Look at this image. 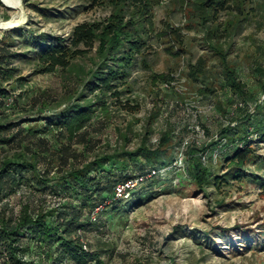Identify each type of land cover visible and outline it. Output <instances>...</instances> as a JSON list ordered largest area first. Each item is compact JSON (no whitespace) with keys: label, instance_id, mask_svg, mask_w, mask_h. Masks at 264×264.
<instances>
[{"label":"rangeland","instance_id":"rangeland-1","mask_svg":"<svg viewBox=\"0 0 264 264\" xmlns=\"http://www.w3.org/2000/svg\"><path fill=\"white\" fill-rule=\"evenodd\" d=\"M27 2L44 8V14ZM261 3L264 0H243L241 7L234 6L219 16L223 26L231 23L230 33H219L215 41L222 46L226 60L251 93L240 97L223 85L218 56L204 44L197 24L194 0H153V26L147 31L146 52L137 58L127 77L130 94L124 91L120 97L123 102L129 98L128 104H138V109L130 112L112 98L104 99L106 107L96 108L88 127L94 140L92 148L82 155L78 153L80 145L72 144L78 153L72 161L77 163L85 156L90 159L95 153L109 154L122 147L132 150L148 127L151 132L147 140L155 145L171 125L174 131L163 147L164 156L171 158L182 150L189 175L178 174L177 181L161 180L160 184L146 185L140 203L121 202L80 231L89 249L99 252V264H264V191L260 185L231 179L220 188L209 184L198 189L191 177L192 159L199 156H210L204 166L214 174H225L233 167L222 159L225 147L221 143L227 139L221 137L217 143L220 138L217 134L227 124L242 123L257 147L256 153L264 156V142H257L251 124L242 122L243 115L252 113L255 104L264 100L260 88L264 77L260 78L254 69L258 64L264 68ZM110 11V6L92 5L90 0H20V16L16 17L15 11L7 7L0 11V23L14 18L19 21L14 28L1 29L0 36L9 32L16 38L10 48L20 53L27 46L25 37L31 32L47 33L48 41L54 35L67 39L75 25L102 21ZM21 25L24 30L19 35L17 30ZM168 26L179 30L180 46L171 39ZM30 55L33 54L21 53L13 65L27 79L29 94L37 91L48 94L52 105L44 113L60 109L68 96L76 97V90H83L87 97L96 93L86 89L87 74L78 80L64 78L59 68L33 74ZM93 56L94 47L85 58L74 61L87 69ZM199 57L204 60L205 75L194 80L188 74V66ZM160 73L168 74L171 79L152 77ZM205 86L213 91L207 92ZM261 117L264 119V114ZM122 135L128 138L126 142ZM48 138L55 146L59 145L55 136ZM204 147L206 151L201 153ZM242 168L243 173L264 180V166L250 164ZM50 184L56 187L55 183ZM57 190L61 192L60 188ZM17 197L13 198V205ZM38 198H44L49 205L59 201L50 187L36 191L35 201ZM87 264L96 263L91 260Z\"/></svg>","mask_w":264,"mask_h":264},{"label":"trees","instance_id":"trees-1","mask_svg":"<svg viewBox=\"0 0 264 264\" xmlns=\"http://www.w3.org/2000/svg\"><path fill=\"white\" fill-rule=\"evenodd\" d=\"M242 2L194 0L198 11L197 24L202 30L204 44L218 56L223 85L231 93L247 97L251 93L226 60L222 46L215 41L219 33H230L231 23L223 26L219 21L220 14L234 6L241 7ZM90 3L110 6V15L102 21L75 25L67 37L68 42L65 37L56 35L48 41L47 33L31 32L29 36H23L27 46L17 53L10 48L16 38L9 32H2L0 36V264H87L91 260L99 264V252L89 249L80 231L121 202L125 205L140 203L144 200L146 185L177 181L178 174L189 175L186 165L181 171L173 169L166 173H173L169 177L152 175L133 188L128 198H114V187L119 182L143 176L152 168L161 169L171 163L174 155L165 157L163 149L173 134L171 125L166 127L155 145L147 140L151 132L148 127L132 150L122 147L109 154L95 153L90 159L85 156L77 163L72 161L78 153L84 155L92 148L94 140L88 127L96 108L106 107L104 99L110 97L130 112L138 109V104H128L129 98L123 102L120 97L124 91L131 92L127 77L137 58L146 52L147 31L153 26V0H90ZM27 4L44 14V8L30 2ZM263 6L261 3V8ZM2 10L5 7L0 2ZM168 27L171 39L180 46L179 30ZM23 30L22 25L18 27L19 35ZM93 47L94 56L89 68L85 69L83 64L74 61L85 58ZM23 52L33 54L29 56L32 57L33 74L53 72L57 68L64 72V78L78 80L87 74L86 89L96 93L87 97L83 90H76V97L68 96L60 109L44 113L52 105L48 102V94L44 91L29 94L31 88L27 86V79L13 65V60ZM254 69L260 78L264 77L261 65ZM188 74L194 80L204 77L205 63L201 57L189 64ZM152 77L171 79L163 73ZM260 88L264 93L263 83ZM204 90L213 91L208 86ZM263 114L264 100L255 104L252 113L243 115L242 122L251 124L257 142H264ZM219 134L217 143L221 142V137L227 139L221 143L225 147L222 149L223 163H230L233 167L225 174H214L204 166L210 156H204L205 161L199 156L192 159L193 184L198 189L209 184L220 188L233 179L238 183L251 181L259 184L264 191V180L242 172V167L250 164L264 166V156L256 153L257 147L249 139L247 129L236 122L221 128ZM49 135L55 136L59 145L55 146ZM122 138L125 142L128 140L125 135ZM72 144L80 145V152H75ZM205 151L204 147L201 153ZM46 187H50L58 202L49 205L44 198L39 199L41 196L35 201L36 191ZM15 196L18 197L13 205ZM98 206L101 209L92 218Z\"/></svg>","mask_w":264,"mask_h":264},{"label":"built area","instance_id":"built-area-1","mask_svg":"<svg viewBox=\"0 0 264 264\" xmlns=\"http://www.w3.org/2000/svg\"><path fill=\"white\" fill-rule=\"evenodd\" d=\"M186 144V141L183 142V145ZM202 161H205V157L202 156L201 157ZM185 168V161H184V156H183V151H179L178 153H176V156H174L173 160L171 161V163L169 165H167L164 168L161 169H150L148 173H146L143 176H138L136 178L133 179H128L124 182H119L118 184H116V186L114 187V198L117 199H125L128 198L130 196V192L133 188H135L136 186H138L145 178H149L152 175H163L168 173L169 171L176 169V170H183ZM99 209H101V206H98L94 209V213L92 214V218L95 217V212L98 211Z\"/></svg>","mask_w":264,"mask_h":264},{"label":"bare ground","instance_id":"bare-ground-1","mask_svg":"<svg viewBox=\"0 0 264 264\" xmlns=\"http://www.w3.org/2000/svg\"><path fill=\"white\" fill-rule=\"evenodd\" d=\"M6 5L10 6L11 10L15 11L16 17L20 16V2L19 0H2ZM14 18V20L11 21H16ZM10 28V27H9Z\"/></svg>","mask_w":264,"mask_h":264},{"label":"water","instance_id":"water-1","mask_svg":"<svg viewBox=\"0 0 264 264\" xmlns=\"http://www.w3.org/2000/svg\"><path fill=\"white\" fill-rule=\"evenodd\" d=\"M0 2L7 8H11L10 6L6 5L2 0H0ZM20 2V0H19ZM19 23V21H6L4 23H0V30L1 29H5V28H9V27H13L16 26Z\"/></svg>","mask_w":264,"mask_h":264}]
</instances>
